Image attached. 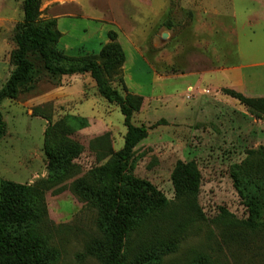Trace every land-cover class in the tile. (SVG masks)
I'll list each match as a JSON object with an SVG mask.
<instances>
[{"label": "rangeland", "instance_id": "obj_1", "mask_svg": "<svg viewBox=\"0 0 264 264\" xmlns=\"http://www.w3.org/2000/svg\"><path fill=\"white\" fill-rule=\"evenodd\" d=\"M23 19L24 0H0V90ZM38 23H54L66 56L99 57L111 34L124 53L122 79L142 98L131 123L148 129L127 176L165 200L160 214L147 211L130 252L159 239L172 249L158 264H264V104L234 98L264 100V0H42ZM33 63V79L0 106V187L43 190L41 234L56 264H104L88 251L102 237L98 211L73 186H93V170L124 149V117L90 74L54 76ZM61 140L74 151L71 171L51 181L47 144ZM180 165L181 188L192 190L178 198Z\"/></svg>", "mask_w": 264, "mask_h": 264}, {"label": "trees", "instance_id": "obj_2", "mask_svg": "<svg viewBox=\"0 0 264 264\" xmlns=\"http://www.w3.org/2000/svg\"><path fill=\"white\" fill-rule=\"evenodd\" d=\"M41 5L42 0H24V19L18 25L14 38L16 50L12 63L15 70L0 90V106L7 100L17 98L20 89L33 79L34 59L54 76L90 74L100 97L120 108L127 134L124 149L108 164L93 170V186L82 181L73 186V191L98 211V227L102 237L92 242L88 251L104 264H158L171 251L172 244L153 239L137 243L136 250L130 252V246L135 243L133 235L146 220L147 211L150 215L160 214L165 200L162 197L156 199L158 193L149 183L127 176L134 150L147 139L148 129L131 123L133 114L141 108L142 98L130 94L124 84L121 69L125 56L121 46L116 43V36L111 34L112 43L102 50L99 57L73 58L62 54L56 49L61 34L54 23H38ZM109 79L118 80L122 90L113 89ZM234 98L250 109L264 104V100L246 99L237 94ZM5 134L6 125L0 111V140ZM71 146L64 140L47 144L51 181L60 180L71 171L70 155L74 154ZM183 172L180 165L173 176L179 187L178 198L192 190L181 188ZM43 195L41 189L11 182L0 187V264H56L58 261L59 255L49 247L41 234L45 212Z\"/></svg>", "mask_w": 264, "mask_h": 264}]
</instances>
